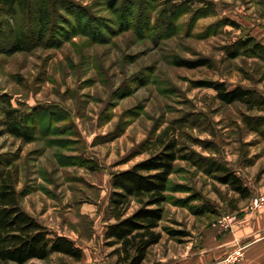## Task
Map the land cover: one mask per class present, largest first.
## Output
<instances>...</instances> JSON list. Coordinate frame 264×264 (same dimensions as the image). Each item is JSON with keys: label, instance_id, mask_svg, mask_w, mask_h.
Listing matches in <instances>:
<instances>
[{"label": "rangeland", "instance_id": "1", "mask_svg": "<svg viewBox=\"0 0 264 264\" xmlns=\"http://www.w3.org/2000/svg\"><path fill=\"white\" fill-rule=\"evenodd\" d=\"M110 2L69 0L67 10L50 4L55 35L48 30L46 44L16 54L15 39L41 26L27 11L0 10V131L10 109L36 131L31 142L0 137V161L16 176L22 209L74 240L85 259L54 254L27 264H117L105 239L114 222L112 177L149 158L161 139L226 164L251 191L264 181V136L256 130L264 112L222 104L199 87L225 82L264 98V61L252 52L231 57L246 36L264 45V0H119L115 9ZM180 59L208 66L180 67ZM167 195L163 238L148 261L199 241L260 196L240 200L185 160L177 161Z\"/></svg>", "mask_w": 264, "mask_h": 264}, {"label": "trees", "instance_id": "2", "mask_svg": "<svg viewBox=\"0 0 264 264\" xmlns=\"http://www.w3.org/2000/svg\"><path fill=\"white\" fill-rule=\"evenodd\" d=\"M118 2L119 0H111V8L115 9ZM50 4L67 10L69 0H0L1 11L11 15H15L18 9L27 11L30 19L36 18L41 26L36 34L29 32L17 37L10 53L26 52L46 44L48 30L55 35L54 23L53 28H49L51 19L46 17ZM231 24L237 26L235 22ZM69 28V32L75 30L71 23ZM241 52H252L264 61V45L251 35L240 41L236 53L231 57L237 58ZM175 64L196 69L208 66V61L191 62L180 59ZM199 87L214 90L222 104L242 103L250 111L259 109L264 112V98L256 90L241 86L229 89L225 82L217 81H202ZM17 112L12 109L6 112V131H0V137L9 133L16 138L33 141L35 129L22 126ZM263 124L264 117H260L256 126L262 127ZM256 130L264 136V126ZM157 149L149 158L112 177L113 192L109 213L114 222L108 225L105 239L109 246L116 248L114 254L117 255V264H144L150 250L162 241L163 235L158 229L165 217V204L169 201L167 193L179 160L189 161L200 167L220 184L229 187L240 200L252 198L251 189L226 164L213 159H196L175 140L161 139ZM0 164V261L27 264L61 254L81 262L83 249L74 240L53 233L22 209L16 189V176L8 165H4L2 161ZM133 204L137 208L130 213ZM170 234L176 235V232L170 231Z\"/></svg>", "mask_w": 264, "mask_h": 264}, {"label": "crops", "instance_id": "3", "mask_svg": "<svg viewBox=\"0 0 264 264\" xmlns=\"http://www.w3.org/2000/svg\"><path fill=\"white\" fill-rule=\"evenodd\" d=\"M252 193V197L263 195L264 181L257 192L252 190ZM241 211L240 215L233 216L230 229L214 226L204 231L199 241L191 242L178 251L159 254L151 261L147 258L145 264H210L225 258L238 246L245 249V256L238 264H264V207L254 211L250 203Z\"/></svg>", "mask_w": 264, "mask_h": 264}, {"label": "built area", "instance_id": "4", "mask_svg": "<svg viewBox=\"0 0 264 264\" xmlns=\"http://www.w3.org/2000/svg\"><path fill=\"white\" fill-rule=\"evenodd\" d=\"M264 207V194L256 196L252 199V210L259 211ZM234 217L227 216L221 222L220 226L224 229H230L233 224ZM245 256V249L243 246H238L231 251L225 258L210 263V264H238Z\"/></svg>", "mask_w": 264, "mask_h": 264}]
</instances>
